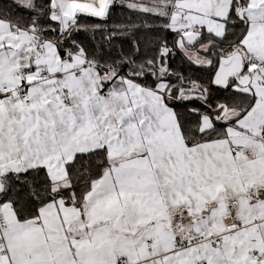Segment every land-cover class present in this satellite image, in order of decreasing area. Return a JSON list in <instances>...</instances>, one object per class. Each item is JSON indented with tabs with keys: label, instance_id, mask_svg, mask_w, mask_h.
Returning a JSON list of instances; mask_svg holds the SVG:
<instances>
[{
	"label": "snow or ice",
	"instance_id": "obj_1",
	"mask_svg": "<svg viewBox=\"0 0 264 264\" xmlns=\"http://www.w3.org/2000/svg\"><path fill=\"white\" fill-rule=\"evenodd\" d=\"M0 264H264V0H0Z\"/></svg>",
	"mask_w": 264,
	"mask_h": 264
}]
</instances>
